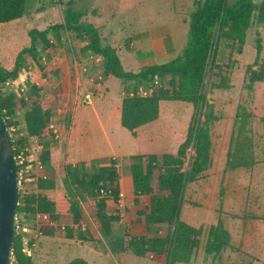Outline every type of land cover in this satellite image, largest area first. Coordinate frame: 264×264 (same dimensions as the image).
Returning <instances> with one entry per match:
<instances>
[{
  "label": "rangeland",
  "instance_id": "rangeland-1",
  "mask_svg": "<svg viewBox=\"0 0 264 264\" xmlns=\"http://www.w3.org/2000/svg\"><path fill=\"white\" fill-rule=\"evenodd\" d=\"M194 1L203 0H27L21 19L0 25V71L16 70L12 78L0 83V94L11 95L15 102L9 119L16 123L11 132L16 135L12 136L14 141L24 131L26 103L36 99L51 114L48 130L41 138L25 142L23 139V145L30 149L29 156L37 154L39 161L43 152L54 148L49 164L58 174L59 166L64 163L61 152L69 126L75 110L82 108L86 112L77 113V118L89 119L74 129L71 159L78 161L82 154L94 150L103 157L92 156L88 163L77 164L80 175L89 179L103 167L109 171L114 169L117 176L114 183L104 185L108 193L106 213L110 217L113 213L118 215L116 221L107 219L111 230L108 237L102 234L88 210L95 208L101 197H91L58 176L57 188L48 194L56 212L65 213L71 201H78L92 225L91 238L86 242L70 241L57 233L53 237H40L39 225L34 220L18 219L17 232L21 235L23 252L34 264H67L76 257L86 258L91 264H170L167 256L155 258L148 253L136 256L128 248L131 241L146 237L144 217L149 205L148 196L133 194L130 167L137 161L131 157L175 155L188 128L195 129L205 121L211 141V166L198 179L184 184L177 215L178 221L201 230L200 245L188 258L182 255L183 260L174 264H264V82H257L249 89L245 78L246 68L253 66L257 57V41L261 52L258 66L253 69L259 66L264 69V24L250 26L240 51L235 43L218 40L214 63L210 67V58L199 87L209 107L201 102L196 107L189 103L161 102L155 124L140 128L136 134L123 129L119 119L107 122L105 110L98 106L96 118H92L88 115H91L90 106L117 104L122 96L136 93L139 86L153 91L170 89L171 76L140 85L110 81L102 72L100 57L86 51L89 38L68 31H49V43L47 46L39 43L35 60L28 55L17 60L18 54L31 44V30L43 31L51 25L62 24L65 11L71 9L82 15L80 23L99 29L102 46L112 41L125 68L134 70L136 66L155 62L151 58L144 61L137 58L148 49L141 30L145 22L154 31L169 34L168 40L180 52L187 40V22L195 9ZM122 86L121 93L118 89ZM87 94L94 97L90 104L82 101ZM237 110L244 116L235 120ZM150 132L156 138L153 135L147 138ZM237 134L251 138L257 164L224 174L230 139ZM127 153L133 156L120 158ZM43 171L40 163L36 173L43 175ZM34 176L25 178L23 190H35ZM116 189L124 196L122 212L110 193ZM218 220L230 234L229 244L219 254L205 255L204 237ZM81 229L85 227L82 225Z\"/></svg>",
  "mask_w": 264,
  "mask_h": 264
},
{
  "label": "trees",
  "instance_id": "trees-1",
  "mask_svg": "<svg viewBox=\"0 0 264 264\" xmlns=\"http://www.w3.org/2000/svg\"><path fill=\"white\" fill-rule=\"evenodd\" d=\"M26 2L27 0H0V25L21 19L25 13ZM194 7L188 19L187 41L181 55L163 64L142 67L137 72L126 71L116 48L110 41L102 46L99 29L80 23L82 15L73 13L71 9L65 11L62 24L51 25L43 31L31 30L29 32L31 44L18 54L17 60L20 61L23 55L35 60L39 43L43 46L49 43L47 38L49 31H68L89 38L86 51L102 59V72L104 75H110L114 80L140 85L171 76L170 89L158 88L148 96H137L133 93L122 99L120 125L134 134L138 128L158 119L161 102L189 103L195 107L201 102L209 107L206 99L200 95L199 87L210 58H212L210 67L214 63L218 40L235 43L240 51L250 26L253 23L264 24V0L259 3L253 0H234L231 3L228 0H203L194 1ZM260 52L261 45L257 41V57L253 66H258ZM253 66H248L245 71L249 89L257 82H264L262 66L257 69H253ZM15 72V69L11 72L0 71V83L8 81ZM14 107L15 102L11 95L0 94V114L11 146L13 148L15 145L23 146L28 138H41L48 130L51 114L43 110L35 99L26 103L27 110L23 116L24 131L19 135L20 138H17L18 141L13 143L12 136L16 135L11 133V129L16 123L9 119H12ZM238 110L235 120L244 116ZM210 150L211 141L205 121L195 129L188 128L185 139L178 146L175 155L131 157L137 161L130 167L133 194L149 197V205L144 217L146 237H140L137 241L128 244L134 255L144 256L148 253L155 258L167 256L169 263L174 264L183 260L180 259L182 255L188 258L192 250L198 248L201 230L178 221L177 215L184 184L195 181L210 168L212 160ZM16 152L14 149V155ZM40 161L44 169L43 175L35 180L34 177L32 178L35 184L33 192L25 191L22 187L17 191L14 215H20L24 220L32 219L35 214H47L51 224L39 226L37 234L40 237H53L57 233L62 234L66 240L89 241L92 225L80 203L73 200L65 213H57L55 203L48 194L57 188L58 176H63L67 182L85 194L91 197L99 195L100 190L105 191V184L116 181L115 170L109 171L101 167L98 174L87 179L84 174L80 175L78 166L62 163L57 174L49 164V149L40 155ZM256 164L251 138L239 134L232 135L226 154L224 174L239 169H250ZM110 193L117 201L119 194L117 189L111 190ZM107 194L106 192V196L97 201L95 208L89 207L88 210L93 221L100 225L102 234L108 237L111 236V230L107 219L116 221L118 215L114 213V217L107 215ZM82 225L85 227L83 230ZM229 241V232L218 220L215 225L210 226L204 237L203 251L205 255L219 254L228 246ZM10 252L12 256H9L8 264H34L23 252L21 235L16 229H14ZM68 264H88V262L77 257Z\"/></svg>",
  "mask_w": 264,
  "mask_h": 264
},
{
  "label": "crops",
  "instance_id": "crops-1",
  "mask_svg": "<svg viewBox=\"0 0 264 264\" xmlns=\"http://www.w3.org/2000/svg\"><path fill=\"white\" fill-rule=\"evenodd\" d=\"M154 29L150 26V23L148 21L145 22V28H142L141 29V30H143L142 31L143 33L142 32L141 33H142V36H143V40L147 41V43L145 44V47L148 48V49L143 50L142 53H141V55L137 56V58L140 59V61H144L145 60L144 58L155 59V62L154 63L146 64V65L141 66V67L136 66V68L134 70H127L125 68V66H124V63L121 60V56L119 54V50L116 48L117 54L119 55V58L121 60V64H122L123 68L126 71L137 72L142 67L150 66V65H154V64H163V63L169 62V61L175 59L177 56L181 55V53H182V51H183V49H184V47L186 45V42H185V45H184L183 49L180 52H178L176 50L175 46H174V43L173 42H170L168 40V38L170 37L169 34L168 35L167 34L164 35L162 33V30H160V31H154ZM110 43L112 44V41H110ZM112 46H113V44H112ZM154 46H156V47H154ZM157 49H158V51H157L158 54L156 55L155 54V51ZM88 53H91V52H88ZM100 60L102 61L101 58H100ZM106 77L109 78L110 75H106ZM111 80H114V79L112 77H110V81ZM130 83H134V82H130ZM123 88H124V86H122L121 89H118V91L121 92L123 90ZM123 98H124V96H122L120 98V100L117 102V104L116 103L115 104L108 103L106 105L105 104L104 105H101L99 103H96V104L90 106L91 107V115L90 114H88V115L91 116L92 118H96V115H97V113H96V106H98L99 108L105 110V117H106V121L107 122H113V121H116L117 119H119V122H120V105H121V101H122ZM112 108L115 111H113ZM85 112L86 111H82V108H79V107L75 110L74 117H73V120H72L71 125L69 126L68 135H67L66 140H64V145H63L64 147H63V150L61 152L62 153L61 158L64 160V163L65 164H70V165L75 166V165H77L79 163H88L89 162L88 160L90 158H92V156H94V159L95 158L96 159H99V158H102L103 157V156L96 155L95 152H94V150H92V153L90 151H88V152H85V154H82L80 156V159L78 161H75V160H72L71 159V157H73L74 151H73V148H72V146L70 144H71L72 134L74 132V129L78 125H81V126L82 125H85L86 120L89 119V118H87V119L81 120L80 118H77L78 116H76V115L81 114V113L85 114ZM80 116L81 115H79V117ZM156 121L151 122V123H149L147 125H144L142 127H146V126H150L152 124H155ZM142 127H140V128H142ZM140 128H138L137 130H135V133L134 134H136ZM150 135H153V134H151V132H150L149 133V136H147V138H150L151 137ZM153 137L156 138L155 137V134L153 135ZM51 150H52V148L49 147L50 158L52 157L54 148H53L52 152H51ZM173 150H170V151H173ZM130 156H133V154L127 153L125 155H122L120 158L121 159H124V158H128ZM84 260L87 261L88 264H91V262L89 260H87L86 258H84Z\"/></svg>",
  "mask_w": 264,
  "mask_h": 264
},
{
  "label": "water",
  "instance_id": "water-1",
  "mask_svg": "<svg viewBox=\"0 0 264 264\" xmlns=\"http://www.w3.org/2000/svg\"><path fill=\"white\" fill-rule=\"evenodd\" d=\"M17 201L13 149L0 114V264H8Z\"/></svg>",
  "mask_w": 264,
  "mask_h": 264
},
{
  "label": "built area",
  "instance_id": "built-area-1",
  "mask_svg": "<svg viewBox=\"0 0 264 264\" xmlns=\"http://www.w3.org/2000/svg\"><path fill=\"white\" fill-rule=\"evenodd\" d=\"M153 90L151 89H144V87H139L138 91L135 93L137 96H148L152 93ZM133 94V93H132ZM131 94V95H132ZM94 97L90 94H87L83 97V103L85 104H90L92 99ZM14 129L12 128L11 131H13ZM31 138H28L27 140H30ZM13 142L15 144V141L13 139ZM12 149L16 150V154L14 155L13 153V160L15 163V167H16V185H17V191L22 187V185L25 182V178L27 176L30 175H35L34 176V180L36 178L42 177V175H37L36 173V169H38L40 167V161L38 159V155L35 154L32 155V158L29 156L30 152L28 148H26L24 145L23 146H19V145H15L14 148L12 147ZM35 167V169H34ZM99 197H105L106 196V192L104 190H100L99 191ZM123 194L120 192L118 194V199L116 201V203L118 204L120 209V212H122V208H123ZM18 219L22 220V217L20 215H14L13 217V222H14V229H18ZM32 220L35 221V224L41 226V225H49L50 220H49V216L47 214H35L32 218ZM12 256V253L10 252V255Z\"/></svg>",
  "mask_w": 264,
  "mask_h": 264
}]
</instances>
